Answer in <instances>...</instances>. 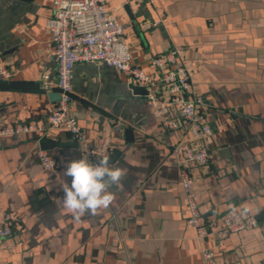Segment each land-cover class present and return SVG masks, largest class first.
<instances>
[{
    "label": "crops",
    "instance_id": "crops-1",
    "mask_svg": "<svg viewBox=\"0 0 264 264\" xmlns=\"http://www.w3.org/2000/svg\"><path fill=\"white\" fill-rule=\"evenodd\" d=\"M126 25L133 62L153 73L151 59L174 47L192 71L212 134L209 162L197 168L196 199L204 214L253 210L260 224L214 233L200 241L188 223L181 181L185 154L174 145L189 139L179 123L167 130L154 115L147 93L113 66L80 62L74 68L71 113L87 144L111 140L112 167L127 170L115 199L95 216L75 221L61 205L57 183L68 161L86 156L84 144L66 129H51L47 150L58 166L45 169L34 133L0 136V221L15 216L14 236L0 242V264H204L202 249L217 264H264V0H107ZM53 0H0V127L47 123L53 104L43 75L58 79V60L46 20ZM153 89L167 96L156 77ZM109 157V158H110ZM68 179V178H65ZM124 248L126 255L119 254Z\"/></svg>",
    "mask_w": 264,
    "mask_h": 264
},
{
    "label": "built area",
    "instance_id": "built-area-1",
    "mask_svg": "<svg viewBox=\"0 0 264 264\" xmlns=\"http://www.w3.org/2000/svg\"><path fill=\"white\" fill-rule=\"evenodd\" d=\"M58 60V79L53 82L47 74L43 75L42 87L56 91L60 99L48 108L47 123L42 121L25 122L18 125L0 127V136L34 133L39 139L51 129H66L79 143L84 144L86 156L97 161L103 156L110 157L112 146L109 137H104L98 146L87 144V133L71 113L73 100L74 68L80 62L101 63L116 67L128 75L129 81L144 86L153 106V113L159 117L167 130L178 128L179 123L168 117L171 109L179 112L188 127L189 139L174 145L176 152L183 151L181 161V181L189 212L188 223L195 227L197 237L204 241L215 234L223 240L232 232H240L259 226L260 221L253 210L241 211L236 208L218 214H204L196 199L195 185L199 181L197 168L209 162L207 146L198 144L212 134V127L205 121L202 110L203 98L194 92L192 71L186 63L182 50L174 47L151 59L153 73L133 62L131 45L127 40L126 25L119 20L108 6L107 0H53V13L46 20ZM0 75L8 80L12 72L0 66ZM167 89V96H159L153 89L156 79ZM42 166L55 170L57 160L42 149L39 152ZM15 216L7 213L0 221V242L14 236ZM8 249L14 244L6 242ZM119 254L126 255L124 248ZM204 264H217L215 251L211 247L202 249Z\"/></svg>",
    "mask_w": 264,
    "mask_h": 264
},
{
    "label": "clouds",
    "instance_id": "clouds-1",
    "mask_svg": "<svg viewBox=\"0 0 264 264\" xmlns=\"http://www.w3.org/2000/svg\"><path fill=\"white\" fill-rule=\"evenodd\" d=\"M59 175L57 183L63 192L61 205L75 221H80L85 215L95 216L113 204L112 188L122 186L127 170L112 167L107 155L94 162L81 156L68 161Z\"/></svg>",
    "mask_w": 264,
    "mask_h": 264
},
{
    "label": "water",
    "instance_id": "water-1",
    "mask_svg": "<svg viewBox=\"0 0 264 264\" xmlns=\"http://www.w3.org/2000/svg\"><path fill=\"white\" fill-rule=\"evenodd\" d=\"M2 82H7L6 79H4ZM43 82V80H42ZM131 87L138 93H148V90L144 86H140L137 84L132 83ZM44 92H48L49 96L51 97L52 101H57L60 99V94L56 91H47L46 89L43 88ZM56 141L48 136H44L42 138L41 146L43 149L51 148L54 146ZM117 156V152H114L113 155L109 158L110 163L114 161V158Z\"/></svg>",
    "mask_w": 264,
    "mask_h": 264
}]
</instances>
